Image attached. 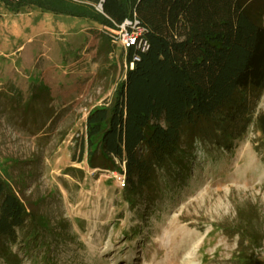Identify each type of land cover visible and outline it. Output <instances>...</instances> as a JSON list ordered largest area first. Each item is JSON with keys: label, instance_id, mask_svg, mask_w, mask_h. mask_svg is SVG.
Listing matches in <instances>:
<instances>
[{"label": "rangeland", "instance_id": "rangeland-1", "mask_svg": "<svg viewBox=\"0 0 264 264\" xmlns=\"http://www.w3.org/2000/svg\"><path fill=\"white\" fill-rule=\"evenodd\" d=\"M108 30L0 4V171L50 225L43 245H16L11 261L0 248V264H264V142L253 128L229 152L198 144L180 177L163 171L134 205L119 172L78 161L89 111L128 68L120 43L103 46Z\"/></svg>", "mask_w": 264, "mask_h": 264}, {"label": "trees", "instance_id": "trees-1", "mask_svg": "<svg viewBox=\"0 0 264 264\" xmlns=\"http://www.w3.org/2000/svg\"><path fill=\"white\" fill-rule=\"evenodd\" d=\"M98 3L102 11L96 9ZM0 4L13 13L37 8L110 28L102 40L110 52L115 44L110 34L127 18L146 28L149 49L140 52L133 67V51L127 52L125 79L109 102L88 113L78 158L83 161L85 156L93 169L124 174L130 204L151 197L150 189L163 171L172 168L180 177L198 144L207 146L208 155L211 147L229 152L251 128L264 142V111L256 114L264 90V0ZM49 228L47 218L30 209L0 171V248L5 258L17 256L12 252L16 245H43V230Z\"/></svg>", "mask_w": 264, "mask_h": 264}, {"label": "built area", "instance_id": "built-area-1", "mask_svg": "<svg viewBox=\"0 0 264 264\" xmlns=\"http://www.w3.org/2000/svg\"><path fill=\"white\" fill-rule=\"evenodd\" d=\"M97 8L102 11V4L100 3ZM145 34L146 28L141 26L135 18H127L122 24L117 25L116 30L110 34L113 42L120 43L126 53L129 50L133 51L130 67L134 66L135 61L140 60V52H146L149 49V41ZM120 177L124 184L125 175L121 174Z\"/></svg>", "mask_w": 264, "mask_h": 264}]
</instances>
